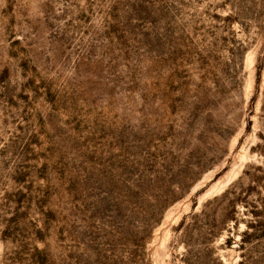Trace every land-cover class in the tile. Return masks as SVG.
I'll return each instance as SVG.
<instances>
[{
  "label": "rangeland",
  "instance_id": "obj_1",
  "mask_svg": "<svg viewBox=\"0 0 264 264\" xmlns=\"http://www.w3.org/2000/svg\"><path fill=\"white\" fill-rule=\"evenodd\" d=\"M0 264H264V0H0Z\"/></svg>",
  "mask_w": 264,
  "mask_h": 264
}]
</instances>
